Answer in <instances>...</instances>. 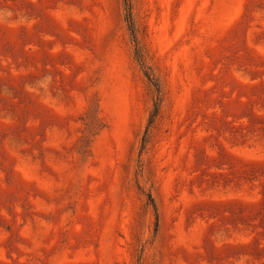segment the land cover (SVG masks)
<instances>
[{"label":"rangeland","instance_id":"374dc122","mask_svg":"<svg viewBox=\"0 0 264 264\" xmlns=\"http://www.w3.org/2000/svg\"><path fill=\"white\" fill-rule=\"evenodd\" d=\"M0 264H264V0H0Z\"/></svg>","mask_w":264,"mask_h":264},{"label":"trees","instance_id":"16d2710c","mask_svg":"<svg viewBox=\"0 0 264 264\" xmlns=\"http://www.w3.org/2000/svg\"><path fill=\"white\" fill-rule=\"evenodd\" d=\"M126 19L130 22L131 21V15H130V12L127 13L126 15Z\"/></svg>","mask_w":264,"mask_h":264}]
</instances>
